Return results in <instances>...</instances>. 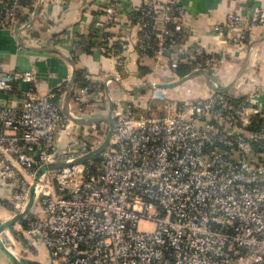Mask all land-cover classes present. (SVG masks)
<instances>
[{"label": "built area", "instance_id": "built-area-1", "mask_svg": "<svg viewBox=\"0 0 264 264\" xmlns=\"http://www.w3.org/2000/svg\"><path fill=\"white\" fill-rule=\"evenodd\" d=\"M36 2L0 0V27ZM186 14L181 0L128 7L102 0L99 54L117 61L119 76L126 74L123 55L153 65L150 86L132 100L106 96L105 77L82 70L70 112L91 118L85 115L101 111L99 104L108 111L110 98L113 128L108 145L81 163L48 168L102 143H86L99 123L81 126L63 113L69 81L39 93L18 86L32 83L31 71L0 74V91L17 89L18 96L0 99V221L20 215L33 189L32 205L18 221L25 225L16 231L25 253L43 247L47 261L31 262L264 264V100L256 90L236 91V81L213 91L202 76L207 92L191 98L168 97L169 89L158 86L161 69L177 81L195 72L212 78L223 63L189 36ZM262 24L264 7L247 16L229 12L225 42L244 46ZM179 66L188 68L182 77L175 74Z\"/></svg>", "mask_w": 264, "mask_h": 264}, {"label": "crops", "instance_id": "crops-1", "mask_svg": "<svg viewBox=\"0 0 264 264\" xmlns=\"http://www.w3.org/2000/svg\"><path fill=\"white\" fill-rule=\"evenodd\" d=\"M122 1L127 7L140 2V0ZM181 1L187 13L185 27L189 36L208 52L223 60L221 68L217 67L215 71H212V79L215 83L225 88L236 78V91L248 93L256 90L264 100V24L252 30L244 46L226 43L229 35H226L223 29L227 13L237 12L247 16L252 7H264V0ZM101 4L102 0H43L30 27L22 26L28 23L35 5L25 23L20 24L16 20L11 26L0 27V74L13 70L31 71L32 83H18V86L23 91L32 86L39 93L47 92L70 81L73 70L74 84L77 86L82 83V70L102 74L105 77L104 93L108 97L122 98L124 91L138 90L147 86L146 79L153 65L151 59H137L135 56L128 59L126 55H123L126 74L119 76L117 61L99 54L95 21ZM121 22L124 25L123 29L129 27L127 21L121 20ZM142 69H145L144 73ZM119 77L124 78L123 82L119 83ZM157 77L163 83L177 81V78L167 69H161ZM129 84L131 89L125 86ZM168 89V97L176 99L191 98L207 92V86L203 85L200 76ZM144 90L146 89L134 91L132 95ZM16 93L17 89L10 93L0 91V99L6 102L14 101L18 98ZM69 104V111L71 107L75 108L72 102ZM99 105L101 111L85 116L106 115L107 112L101 104ZM102 123L106 122H100L99 125L101 126ZM6 221L7 219L2 220L0 224ZM15 225L17 222L0 233L7 244L0 242L22 264H28L31 261L45 263L47 253L43 247L35 252H24L22 237L18 231L12 232L13 227L15 230ZM20 257L27 261H22ZM0 264H13L1 248Z\"/></svg>", "mask_w": 264, "mask_h": 264}, {"label": "water", "instance_id": "water-1", "mask_svg": "<svg viewBox=\"0 0 264 264\" xmlns=\"http://www.w3.org/2000/svg\"><path fill=\"white\" fill-rule=\"evenodd\" d=\"M43 0H38L37 4L35 5V8H34V11L33 13L31 14V17L29 18V21L27 23V26L25 28H28L30 27L31 25V22L32 20L34 19L37 11H38V8H39V4L42 2ZM196 76H202L204 79H205V82L206 84L208 85V87L213 90V91H221V92H224L226 91L227 89H229L231 87V85L236 81L235 79H233L232 83L227 85V87H220L218 86L215 81L209 77V75H207L206 73H203V72H195V73H192L191 75H189L188 77L186 78H183L181 80H178V81H175V82H172V83H163V84H159L158 86L161 87V88H173L175 85H178V84H181L183 83L185 80H188V79H192ZM69 84H70V88L67 90V93L64 97V102H63V113L72 121L74 122L75 124H80V125H86V126H89L91 124H95V123H100V122H107L108 123V131L102 141V143L96 147L95 149L89 151L88 153H86L85 155H83L82 157H80L79 159L71 162V163H65V164H53V165H49L48 168H59V167H63V166H68V165H72V164H77V163H81L83 161H85L86 159L94 156V155H97L99 154L109 143V140H110V137H111V133H112V128H113V120H112V117H111V107H112V104H111V99H109V102H110V105H109V109L106 113V115L104 116H99V117H91V118H83V117H77L75 115H73L70 111H69V102H70V98H71V95H72V87L75 85L74 84V70H73V73H72V77H71V80L69 81ZM150 85L148 84L147 86H144L142 89L138 88V90L136 89H132V90H129L128 92H126V94L128 95H132L134 93V91H142L143 89H147ZM46 168H42L40 170V172H43ZM39 172V173H40ZM32 202H33V189L30 190V195H29V201L27 203V206L26 208L24 209V211L18 215L17 217H14V218H11L9 220H7L6 222H3L0 224V233L7 227H9L10 225H12L13 223H16L18 222L20 219H22V217L28 213L31 205H32ZM0 248L9 256V259L12 261L13 264H22L21 262H19L18 259H16L14 256H12L9 251L5 248V246L0 242Z\"/></svg>", "mask_w": 264, "mask_h": 264}, {"label": "rangeland", "instance_id": "rangeland-1", "mask_svg": "<svg viewBox=\"0 0 264 264\" xmlns=\"http://www.w3.org/2000/svg\"><path fill=\"white\" fill-rule=\"evenodd\" d=\"M122 79H124V78H122ZM202 79V78H201ZM203 80V79H202ZM203 82V81H202ZM129 88H130V84L129 85H127ZM145 91L146 90H144L143 92H141V93H137V94H134V95H123L122 96V98L123 99H128V100H132L133 98H137L138 96H140V94H144L145 93ZM125 92V91H124ZM123 92V93H124ZM126 93V92H125ZM124 93V94H125ZM135 100V99H134ZM94 112H98V110H94ZM99 132H98V134L96 133V135L94 136V131L92 130V129H90V133H91V135H92V137L93 138H89V139H87V141H86V143H87V145L89 144V146L91 145H94V142L95 143H97L98 141H103V139H104V137H105V135H106V133H107V131H108V123L106 122V123H102L101 124V126L99 127ZM89 130V129H88ZM94 137H95V139H94ZM92 141V142H91ZM20 224V223H19ZM17 227H18V222H17V225H15V230H14V227H13V229H12V232H14V233H16V229H17ZM143 228H146V226L145 225H143ZM2 242L4 243V244H7V242L5 241V239L3 238V240H2ZM23 257L24 256H26V255H22ZM23 257H20V259L22 260V261H27L26 259H24Z\"/></svg>", "mask_w": 264, "mask_h": 264}, {"label": "trees", "instance_id": "trees-1", "mask_svg": "<svg viewBox=\"0 0 264 264\" xmlns=\"http://www.w3.org/2000/svg\"><path fill=\"white\" fill-rule=\"evenodd\" d=\"M32 9H33L32 6L21 7V9L19 10L18 15H17V17H16V18H17L16 20H18V22H19L20 24L25 23V22L27 21L29 15H30ZM93 38H95V35H93ZM142 70H143V73H144V70H145V69H142ZM145 72H146V71H145ZM187 72H188V68H187V67H185V66H179L178 69L175 71V74H176L177 76H179V77H182V76L185 75ZM143 73H141V74H143ZM200 78H202V77H200ZM185 81H186V80H185ZM19 223H20L21 225H25V221H24V220H21ZM28 264H35V263H33V262H28Z\"/></svg>", "mask_w": 264, "mask_h": 264}, {"label": "bare ground", "instance_id": "bare-ground-1", "mask_svg": "<svg viewBox=\"0 0 264 264\" xmlns=\"http://www.w3.org/2000/svg\"><path fill=\"white\" fill-rule=\"evenodd\" d=\"M11 249V248H10Z\"/></svg>", "mask_w": 264, "mask_h": 264}]
</instances>
